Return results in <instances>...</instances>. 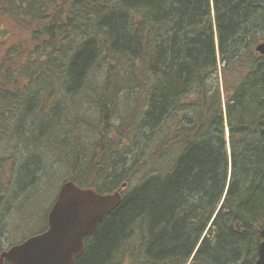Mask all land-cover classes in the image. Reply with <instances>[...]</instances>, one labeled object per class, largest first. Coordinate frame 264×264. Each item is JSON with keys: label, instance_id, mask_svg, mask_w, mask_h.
<instances>
[{"label": "trees", "instance_id": "1", "mask_svg": "<svg viewBox=\"0 0 264 264\" xmlns=\"http://www.w3.org/2000/svg\"><path fill=\"white\" fill-rule=\"evenodd\" d=\"M3 18L0 253L65 173L124 197L75 264L256 263L264 0H0Z\"/></svg>", "mask_w": 264, "mask_h": 264}, {"label": "water", "instance_id": "2", "mask_svg": "<svg viewBox=\"0 0 264 264\" xmlns=\"http://www.w3.org/2000/svg\"><path fill=\"white\" fill-rule=\"evenodd\" d=\"M256 51L264 56V42ZM122 202L121 190L99 194L66 181L49 211L45 232L2 252L0 264H74L85 251V239L94 237L103 219ZM255 264H264V242Z\"/></svg>", "mask_w": 264, "mask_h": 264}, {"label": "rangeland", "instance_id": "3", "mask_svg": "<svg viewBox=\"0 0 264 264\" xmlns=\"http://www.w3.org/2000/svg\"><path fill=\"white\" fill-rule=\"evenodd\" d=\"M3 19H0V22L2 23L1 26H5L7 21ZM45 165H46V171L47 175L51 173L52 170V162L49 160V158H45ZM55 180H54V187L45 186L44 196H37V191L34 193H28L25 195V199H29L31 197H38L35 201L36 203H31L32 207L27 208L29 204H26L27 201H21L18 203V210L21 211V217L19 218V221L17 225H14L13 227H9L10 235H8V238L5 240V246L4 249H7L8 247L17 245L21 243L23 240L39 234L41 230H43V227L45 226L44 224V219H43V214L44 212L48 209L50 210V205L54 198L56 199L59 189L62 187V185L66 182L65 180L67 179L68 176L64 173H56L55 175ZM48 192V193H47ZM52 206V205H51ZM40 208L41 215L35 218H31L33 215L35 216V212L37 209ZM50 208V209H49ZM15 209H17V205H15ZM49 212V211H48ZM43 213V214H42ZM47 225V224H46ZM244 261H241L240 264H243Z\"/></svg>", "mask_w": 264, "mask_h": 264}, {"label": "flooded vegetation", "instance_id": "4", "mask_svg": "<svg viewBox=\"0 0 264 264\" xmlns=\"http://www.w3.org/2000/svg\"><path fill=\"white\" fill-rule=\"evenodd\" d=\"M263 229H264V228H263ZM263 229H262V231H261L262 241L260 242L259 247H260L261 243L264 242V236H263V234H262ZM43 232H45V231H40L39 233H43ZM87 239H88V238L85 239V243L87 242ZM11 247H12V246H11ZM11 247H8V248L5 249V250H9V248H11ZM259 247H258V252H259ZM82 255H83V254H82ZM82 255H81V256H82ZM81 256H80V257H81ZM80 257H79V258H80ZM79 258H77V259H79ZM77 259H76V260H77ZM76 260H75L74 264L76 263ZM5 264H11V263H10V262H6Z\"/></svg>", "mask_w": 264, "mask_h": 264}, {"label": "bare ground", "instance_id": "5", "mask_svg": "<svg viewBox=\"0 0 264 264\" xmlns=\"http://www.w3.org/2000/svg\"><path fill=\"white\" fill-rule=\"evenodd\" d=\"M227 133V136L229 135V132L227 131L226 132ZM123 188V187H122ZM125 189V188H124ZM121 190V195H122V189H120ZM122 198H123V200H124V197H123V195H122ZM123 203V202H122Z\"/></svg>", "mask_w": 264, "mask_h": 264}]
</instances>
